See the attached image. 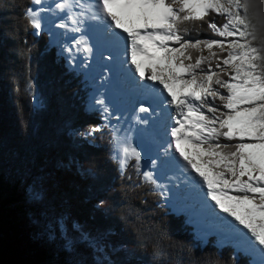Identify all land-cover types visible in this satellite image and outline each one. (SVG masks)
Masks as SVG:
<instances>
[{"label": "snow or ice", "instance_id": "1", "mask_svg": "<svg viewBox=\"0 0 264 264\" xmlns=\"http://www.w3.org/2000/svg\"><path fill=\"white\" fill-rule=\"evenodd\" d=\"M31 3L35 7L27 8L25 16L36 34L43 29L42 13H66L55 27L74 34L70 45L63 47L70 64L76 55L86 60L93 53L89 37L83 34L86 28L100 31L108 43H122L127 57L123 63L134 69L133 80L139 77L145 82L137 84L142 95L173 113L172 140L164 149L169 160L158 156L151 165L155 168L182 158L184 163L172 166L185 180L206 188L205 199L234 217L241 231L246 230L249 243L264 252V50L248 39V22L242 15L246 5L241 0H57L51 7L44 6V0ZM213 14L222 15L223 24L209 19ZM203 21L211 33L208 38H200L199 31L193 36L182 27ZM138 56L154 63L146 70ZM177 85L187 91L177 92ZM94 104L104 127L112 129L113 158L122 171L134 161L139 172L142 152L127 132L121 134L110 125L105 100L96 98ZM151 112V105L142 102L133 121L147 124L140 114ZM101 131L100 126H92L80 135L91 137ZM181 144L188 148L182 150ZM187 151L194 152L195 158ZM200 164L208 171H202ZM193 170L200 179L192 175ZM142 179L159 187L152 171H144ZM54 227L58 233L64 230L62 223ZM71 244L67 241L68 247Z\"/></svg>", "mask_w": 264, "mask_h": 264}, {"label": "trees", "instance_id": "2", "mask_svg": "<svg viewBox=\"0 0 264 264\" xmlns=\"http://www.w3.org/2000/svg\"><path fill=\"white\" fill-rule=\"evenodd\" d=\"M244 5L248 39L264 50V11L260 19L254 10L264 6V0ZM30 6L31 0H0V204L15 199L26 172L42 165L45 155L50 154L57 166L75 159L90 167L94 177L65 193L82 198L105 194L106 207L92 218L95 235L98 239L108 234L129 235L130 252L117 254L123 264H250L248 256L234 252L231 245L218 247L214 238L201 245L186 218L170 211L161 193L142 179L134 161L121 170L113 158L112 129L104 127L99 111L87 109L90 88L83 74L67 68L65 59L48 44L47 33L34 32L25 16ZM209 19L224 22L222 15L213 14ZM182 27L189 28L193 36L197 31L200 38L211 36L207 21ZM92 126H100L102 131L91 137L80 135ZM73 234L76 236L75 230ZM12 237L16 248L31 249V256H36L34 238ZM61 238L53 234L55 243L38 244L59 246ZM77 240L81 245L72 255L90 264L96 258L94 247L88 238ZM9 262L30 263L27 259Z\"/></svg>", "mask_w": 264, "mask_h": 264}, {"label": "rangeland", "instance_id": "3", "mask_svg": "<svg viewBox=\"0 0 264 264\" xmlns=\"http://www.w3.org/2000/svg\"><path fill=\"white\" fill-rule=\"evenodd\" d=\"M241 1L243 4H247L250 0ZM55 2H57V0H44V6L51 7ZM30 7L35 6L31 3ZM254 10L257 17L261 19L263 17L264 6L255 7ZM63 15H66V13ZM52 18L54 21L58 22L61 20L60 14L57 13L53 14L52 12H46L41 14L43 29L40 33H47L48 44L55 47L57 56H62L65 59L68 69H74L83 74V79L86 80L90 88L87 109L99 111V106H96L94 101L96 98H103L110 109V125L119 128L121 116L118 115L115 107L121 108L128 104V98L126 96H121L120 91L126 93L140 89V87L137 86L139 83H137L138 77L134 80L135 85L131 86L124 83L126 79L124 73H127V71L131 72L127 79H133L134 69L131 68L130 71L129 69L127 70V64H124V60L122 59V62L111 75L110 72L112 68L110 59H102L101 57L104 55L101 54H104V52L102 53V51L99 50L98 52L96 51L97 53H95L96 56L94 57V49L92 55L88 59L85 60L82 58V55H76L75 62L70 64L67 55L63 52V47L66 44L70 45L74 34L66 33L62 29L52 30ZM93 30L94 32H98V39H103L100 31L96 30L94 27ZM34 32L36 33L35 29ZM52 33L54 34L51 35ZM116 46L119 51L121 49L120 43H117ZM157 55L160 54L157 53ZM117 57L118 55L112 58L119 60L120 57ZM137 59L139 60V57H137ZM146 62H148V60L141 62V64L144 63L147 65ZM149 63L151 64L154 62L149 61L148 66L150 65ZM115 73L116 75L113 76ZM105 76L106 78L108 77L107 79L110 84L108 88H106L104 84L106 82ZM149 83L151 84V82ZM116 84H119V86H116ZM185 90L187 89L181 90L178 86L177 92ZM111 95L112 97L115 95L116 100H113V98L110 97ZM112 100L114 102H111ZM33 104H38L36 98H33ZM156 114L155 108L153 115ZM117 117H119V119H117ZM101 121L104 125L105 121L103 119H101ZM132 124L133 120L131 122V125ZM171 124L172 122L170 121L168 124L169 127ZM169 130L170 128H166L164 131L165 136L169 133ZM134 138L132 145L142 152L143 157L140 165L141 174L144 171H152V169H147L145 167V165L149 166L151 164L144 162V159L152 156L154 152L160 154L161 160L164 159V157L161 156V151H159L161 149L160 144L162 139L158 138L153 131H151V128H147L144 124H137V134L134 135ZM145 142L148 148H146ZM51 158L50 154L45 155L41 159L42 165L38 166L33 171L28 170L15 194V199L10 203L0 204V264H9V261H20V259H27V261H30L28 264H87L85 261L74 258L72 255V252L76 251V247L81 245L77 237L81 239L82 237L88 238V244L94 247L96 258L90 261V264H123L118 260L117 254L119 251L130 252V244L128 243L129 235L124 233L108 234L101 239H98L95 235L94 230H96V225L93 223L92 218L106 207L107 198L105 194L101 193L93 198H82L65 193L66 189H70L75 185L82 186L90 181L94 177V171L86 164L75 159L67 160L64 165L57 166ZM144 163L147 164L144 165ZM153 173L156 179V174L155 172ZM154 188L161 193L163 202L173 213L181 214L174 211L168 199L165 197V194L162 193L159 187ZM236 210L243 214V210L240 206H236ZM186 221L192 227L194 235L197 233L202 236L198 238L199 240L207 236L203 229L197 230V227L188 215L186 216ZM57 223H62L64 225L62 233H58L55 229L54 225ZM74 230L76 236L73 234ZM224 233L227 234V230H225ZM14 234L27 238H34V244L37 247L35 257L31 256V249L24 250L23 248H16V243L13 238ZM53 234L62 236L60 242H58L59 246L38 244L39 241L50 242V240H53ZM214 235L213 237H216V239L214 238L215 242L219 244V247L224 244H231L234 248V252L248 255L251 264H256L257 261H255V259H259L258 261L262 263L261 259L254 256L246 246L238 244V235H234L231 239L220 237L219 233H215ZM11 237L13 238L12 241L10 240ZM67 241L72 242L71 247L67 246ZM201 241L203 242L204 240ZM53 242L55 243L54 240ZM133 264L148 263L137 261ZM158 264L187 263L164 261Z\"/></svg>", "mask_w": 264, "mask_h": 264}, {"label": "bare ground", "instance_id": "4", "mask_svg": "<svg viewBox=\"0 0 264 264\" xmlns=\"http://www.w3.org/2000/svg\"><path fill=\"white\" fill-rule=\"evenodd\" d=\"M113 11L117 12L118 15L120 14V10L117 8H113ZM57 14H60L61 20L65 17V15H63L64 13H57ZM57 23L59 22L54 21L52 18L51 20L52 30L58 29L55 27ZM53 34L54 33H52L51 35ZM83 34L89 37L90 43L92 44L93 49L95 50L94 57L96 56L95 53H97L98 50L102 51V53L104 52V54H101V55H104V57H111L110 64H111L112 69L110 73L112 75L113 72L116 70V67H118V65L122 62V59L125 60L127 58L125 56V50H124V47L122 46V43H120L121 49L118 51L117 46H116L117 43L116 44L115 42L108 43L101 38L98 39L97 38L98 32L97 31L94 32L93 27L86 28V31ZM117 55L118 57H120L119 60L112 58ZM138 57L141 62L146 61L144 57H141V56H138ZM148 62H146L147 65L142 63V67L146 70L149 68ZM128 69L129 71L131 70V67L129 65H127V70ZM130 73L131 72H128V71L127 73L126 72L124 73L126 77L124 83L132 86V85H135L134 80L127 79ZM115 75L116 73L113 76ZM107 78L105 76L106 82L104 84L106 85V88L110 86ZM138 82L141 84L145 83L143 81H140L139 77H138L137 83ZM116 86H119V84H116ZM178 86L179 85L176 86V89H175L176 91L178 89ZM120 93H121V96H126L128 98L127 105H124L121 108L115 107L117 109L116 112L118 113L119 116H121L120 117L121 124H119V129L121 131V134L127 132V134L129 135L131 139V143L133 142V140L135 139L134 135L137 134V124L133 121V124L131 125L135 109L142 102L146 104H150L152 107V112L150 114L145 113V114H140V115L142 116L143 119H146L148 121V123L144 124V126L146 125L147 128L150 127L151 131H153V133L158 138L162 139L161 144H160L161 149L159 151H161V156L164 157L163 160H169L168 157L164 156V149L167 147L168 143L172 140V138L169 135V133L165 136L164 131L166 130V128H170L168 124L171 121V115L173 114L172 109L167 108L165 106L164 110L162 111L160 107H157L151 100L146 99V97L142 95L141 88L135 91L126 92V93L123 91H120ZM110 97H112V95ZM112 98L113 100H116L115 95ZM113 100L111 102H114ZM155 108H156L157 114L153 115ZM145 146L146 148H148V146L146 145V142H145ZM187 148H188L187 145L181 144L182 150H185ZM186 154L193 156L195 158V153L192 151H187ZM157 156L160 157V154L154 152L152 156L146 157L144 159V162L151 164V160L156 159ZM175 156L178 157V153L175 154ZM147 163H144V165ZM176 163L182 164L184 162L182 161V158H181L178 161L175 159H172L169 161L168 164H162L155 168L152 165H149V166L145 165L147 169H152V171L155 172L159 188L162 191V193L165 194V197L168 199V202L173 207L174 211H176L177 213H181V214H187L194 222L195 226L197 227V230L203 229L206 235H211L213 233H219L220 237H226L228 239L233 238L234 235H238V240H239L238 244H242L246 246L254 256L261 259L262 263L258 261L259 259L258 260L255 259V261H257L256 264H264V252L260 251L258 245L249 243V238L244 235V231L246 230L241 231L242 226L239 225L237 221H235V218L232 216H229L227 213L223 212L221 209L216 207L214 201L205 199L203 192L206 191V188L201 189L197 187L195 183L185 180L180 175V173L176 170V168L172 166V165H175ZM199 166L202 171H206V172L208 171L203 166V164H200ZM208 174L211 175L210 172H208ZM192 175L196 176L197 179H200L198 174L194 170L192 172ZM223 202L225 204H230L227 200H224ZM237 212L239 213V211ZM225 230H227L228 232L227 234L224 233Z\"/></svg>", "mask_w": 264, "mask_h": 264}]
</instances>
